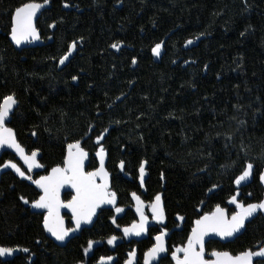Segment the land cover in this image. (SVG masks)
I'll return each mask as SVG.
<instances>
[{"label": "trees", "instance_id": "1", "mask_svg": "<svg viewBox=\"0 0 264 264\" xmlns=\"http://www.w3.org/2000/svg\"><path fill=\"white\" fill-rule=\"evenodd\" d=\"M46 2L36 23L41 44L14 49L13 12ZM7 100L9 127L41 173L61 165L69 144L105 151L109 190L125 210L120 226L135 220L132 196L147 204L160 196L166 225L183 219L186 232L227 198L259 201L264 0H0V108ZM3 159L23 168L11 153ZM248 164L253 181L237 192ZM37 196L13 171L0 175V251L18 252L0 264L82 262L84 238L105 234V218L59 247L29 210ZM260 244L258 217L232 248Z\"/></svg>", "mask_w": 264, "mask_h": 264}, {"label": "water", "instance_id": "2", "mask_svg": "<svg viewBox=\"0 0 264 264\" xmlns=\"http://www.w3.org/2000/svg\"><path fill=\"white\" fill-rule=\"evenodd\" d=\"M49 8L46 3H28L17 8L11 19L9 42L14 49L36 47L41 44L36 23L41 14ZM159 59L160 49L153 52ZM11 111V104L5 103L0 111V121H5ZM4 153L13 154L26 168L36 170V159L27 154L16 139L15 132L10 128L0 129V158ZM97 168L86 173L89 165V154L76 144L65 148L62 167H54L46 175L40 176L31 184L39 193L38 199L30 205V212L42 215L44 236L57 246H64L75 238L83 229L90 228L99 212L116 205V197L109 196L110 177L106 172L107 153L96 152L92 156ZM73 194V198L64 203L62 196ZM151 212L157 217L161 215V201L156 200ZM63 215L69 217L72 229L66 228ZM137 222L123 231L130 237H141L145 229V217L137 212ZM245 213H237L227 217L226 211L217 209L210 216L197 220L190 231L193 246L183 256L184 264H235V259L228 253L215 254L212 260L204 259L203 251L196 252L195 246L210 240H228L235 237L242 229ZM155 245L144 255L145 264H156L166 250V236L161 234L154 238ZM105 264H108L105 263Z\"/></svg>", "mask_w": 264, "mask_h": 264}, {"label": "flooded vegetation", "instance_id": "3", "mask_svg": "<svg viewBox=\"0 0 264 264\" xmlns=\"http://www.w3.org/2000/svg\"><path fill=\"white\" fill-rule=\"evenodd\" d=\"M39 39H40V35H39ZM7 102L11 104V111L9 113L8 118L5 121L3 122L0 121V129L10 128L9 123H10V116L13 110V101L12 100L4 101L3 104L1 105L0 111L3 105ZM97 152H100V150ZM87 153L89 154V165L86 168V173H89L97 168V164H96L95 159L92 157L94 153L93 154L89 152ZM4 156H5V153L0 158V162H1L0 166L6 161L5 159H3ZM34 158L36 159V157ZM91 160L95 161V166L92 168H91ZM62 163L61 165L55 166V167H62ZM6 170H10V169H6ZM253 171H254L253 167L248 164L246 166L245 174L239 177L235 181L234 185H235V189L237 192L239 191L241 192V190L244 188L248 189V186H250V184L253 181V178H252ZM37 172H38V176L33 178L32 181H28L26 179L25 180L30 182V184H32L35 179H37L40 176L46 175L48 173V172L41 173L42 171H39V166L37 167L36 170H33V175L36 174ZM106 172L108 173L107 164H106ZM2 173L3 171L0 173V175ZM255 183H256V186L261 188L259 195L256 197L259 199L258 202L251 203L249 205H244L243 198L240 195L239 196L235 195L230 198H227L226 200L222 202L221 205H214V206L204 209L203 211H200L198 217L193 219L188 224V226L186 227L187 228L186 232H182L184 230L183 219H177L176 225L174 226L166 225L164 214H163V202L160 196H156L153 199V201L149 204L143 203L136 196H132V201L134 205L133 212L135 215V220L131 222L129 225L121 227L119 224L120 220L125 215V210L123 208H120L117 205H115L114 207L109 208V209L99 210L93 225L90 228L83 229L75 238L70 239L66 243V245L71 242H75L76 239L84 235L85 232L91 230L99 220L105 218L106 220L105 225L109 227V230L107 229L108 231L106 232L107 234L105 233L106 235L103 234L101 237L96 238V239L84 238L83 241L85 245L81 249L82 254H83L82 262H78L77 264H105L107 262L108 264H145L144 255L155 245L154 238L161 234L166 236V243H165L166 250H165L163 257L160 258L156 264H184L183 256L185 252L190 250L193 246V242L190 239V231L193 227V224L197 220H199L201 217L210 216L213 214L215 210L222 209L226 211L227 217H230L231 215H234L237 213H245L246 217H245L244 224H243L241 231L235 237L228 239V240H210V241L203 243L201 247L195 246V251L196 252L203 251L204 259L206 261L212 260L215 254L228 253L232 257H234L235 264H240L239 257H251L252 259L249 262V264H258L264 261V245L260 244L258 246L252 247L251 249H246L241 252H237L236 250H234V248H232V244L242 234L247 224L251 223L253 219H256L258 217H261L264 219V172L263 171H261L258 174ZM108 192H109V196H114L112 192L109 190V188H108ZM37 194H38L37 196V199H38L39 193ZM134 197L141 203V205L144 208L136 207V204L134 202ZM72 198H73V194L65 193L62 196V201L64 203H67ZM156 200L161 201V215L157 217L151 212V208ZM247 200L251 202L254 199L251 198L250 196ZM137 212L141 213V215L145 217V229L141 237L134 238V237L128 236V234H126L123 231V229L137 222V215H136ZM40 216L42 217V215ZM62 217L66 221V228L68 230L72 229L73 226L69 222L70 220L69 217L67 215H63ZM159 218H163V223L156 221ZM151 220H154V221L151 222ZM64 246H59V247H64ZM91 246L92 248L90 249V254L85 255L84 250L87 247H91ZM0 257L5 261L11 259V258L5 259V257H2V256Z\"/></svg>", "mask_w": 264, "mask_h": 264}, {"label": "rangeland", "instance_id": "4", "mask_svg": "<svg viewBox=\"0 0 264 264\" xmlns=\"http://www.w3.org/2000/svg\"><path fill=\"white\" fill-rule=\"evenodd\" d=\"M23 166V165H22ZM6 169H10L12 170L18 177L26 179L28 181H32L33 180V170H30L28 168H22L21 166L17 165L14 162L8 161L6 160L1 166H0V173ZM134 202L136 204V207L138 208H144L141 203L134 197ZM154 220H151V222ZM157 222H161L163 223V218H159L158 220H156ZM91 247H87L84 250L85 255H89L90 254V249ZM18 252L15 250H3L0 251V255L2 257L6 258H12L15 254H17ZM240 258V264H249V262L251 261V257H239Z\"/></svg>", "mask_w": 264, "mask_h": 264}]
</instances>
